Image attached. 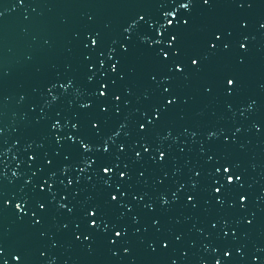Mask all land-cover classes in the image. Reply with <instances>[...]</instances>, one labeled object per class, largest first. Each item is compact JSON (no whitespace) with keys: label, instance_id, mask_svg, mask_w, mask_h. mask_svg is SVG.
<instances>
[{"label":"water","instance_id":"95a60500","mask_svg":"<svg viewBox=\"0 0 264 264\" xmlns=\"http://www.w3.org/2000/svg\"><path fill=\"white\" fill-rule=\"evenodd\" d=\"M9 168L3 33V6L0 0V264H10Z\"/></svg>","mask_w":264,"mask_h":264},{"label":"snow or ice","instance_id":"6c2138e0","mask_svg":"<svg viewBox=\"0 0 264 264\" xmlns=\"http://www.w3.org/2000/svg\"><path fill=\"white\" fill-rule=\"evenodd\" d=\"M231 83V82H230Z\"/></svg>","mask_w":264,"mask_h":264}]
</instances>
